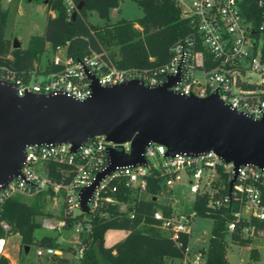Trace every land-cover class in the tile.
I'll return each instance as SVG.
<instances>
[{
	"label": "built area",
	"instance_id": "built-area-1",
	"mask_svg": "<svg viewBox=\"0 0 264 264\" xmlns=\"http://www.w3.org/2000/svg\"><path fill=\"white\" fill-rule=\"evenodd\" d=\"M169 1L179 10L180 18L187 22L189 31L169 49V59L163 66L150 69L119 68L116 64L119 60L116 51L103 48L100 52L92 51L76 61L66 55L65 47H58L47 63H34L31 69L20 74L0 66V83L14 86L18 97L27 94L62 95L82 102L92 95V82L88 77H94L98 85L104 88L132 81L156 88L170 77H179V81L171 88L172 91L198 98L217 94L231 110L253 120L262 119L264 0ZM247 1H253L259 10L260 23L257 28L243 15V6ZM64 3L67 14L70 15L73 4L70 0H64ZM0 12H3L1 5ZM134 28L140 30L138 26ZM251 76H256V80ZM109 149L128 154L130 143L116 144L100 136L89 139L76 151H72L70 144L26 147L19 176L0 186V213L4 203L16 196L35 197L49 193L55 198L63 194V214L71 218L81 216L75 222L79 227L74 251L78 261L85 246L81 233L89 232L91 221L96 215L107 216L106 213L98 214L100 209L107 205H117L122 215L133 217L129 211L133 204L118 202L114 197L118 184L134 194L145 192L146 176L151 171H158L164 178L161 186L170 190L181 180V174L186 175L189 178L190 193L195 197L207 195L208 206L211 208L237 205L238 209L231 212L234 221L226 225L227 233L237 232L243 238L264 240V231L256 230L250 224L252 221H264V168L242 166L235 170L233 163H226L212 152L199 155L177 154L167 158L166 148L155 143L149 144L144 150V166L120 167L105 175L87 201L88 212H82V191L91 186L96 177L109 167ZM51 162L64 167L61 182L48 176L45 165ZM70 175V180L63 183V179ZM153 219L158 224L157 228L177 245H181L182 234H189L190 216H174L172 213L165 216L161 211H156ZM241 222L247 224L238 230L237 226ZM42 227L62 229L65 227V220L58 219L57 225L44 220ZM0 229L6 234L10 228L0 220ZM6 242V235L0 237V255H7ZM59 251L60 248L39 246L36 255L39 259L63 257ZM190 251L187 245L184 257L177 260L183 264H204L205 258L200 261L197 250L193 251V259L189 256Z\"/></svg>",
	"mask_w": 264,
	"mask_h": 264
},
{
	"label": "trees",
	"instance_id": "trees-1",
	"mask_svg": "<svg viewBox=\"0 0 264 264\" xmlns=\"http://www.w3.org/2000/svg\"><path fill=\"white\" fill-rule=\"evenodd\" d=\"M73 10L67 14L64 0H45L47 16L42 35L29 39L26 48L13 49V42L4 35L7 14L0 12V66L23 73L31 69L34 63L48 62L50 55L58 47H65L66 55L74 60H81L101 48L116 51L119 68L150 69L163 66L169 59V49L189 31L188 24L180 18L179 10L169 0H135L142 10V17L136 22L124 19L115 23L109 22L110 10L117 9L121 0H70ZM81 5V9L78 7ZM95 10L100 19L106 21L101 27H95L87 22V13ZM54 13V17L50 15ZM76 17L72 19V14ZM243 15L257 28L260 23L259 10L253 1H247L243 6ZM138 25L140 30L134 28ZM48 46V49L46 48ZM10 58H7V57ZM152 59V61L150 60ZM48 176L56 182L62 181L64 167L56 163L45 165ZM158 171H151L146 176L145 192L156 197L161 191L163 176ZM71 175L63 179L67 183ZM113 186V185H112ZM114 197L118 202L133 204L129 208L132 218L122 215L117 205H107L91 221L90 230L82 235L85 245L82 257L70 263L68 257H55L57 264H166L167 261L182 259L188 244V234L181 235V245H177L169 236L157 228L153 219L156 211L165 216L171 214V208L157 204L152 199L140 200L134 193L118 184ZM227 193V187L225 189ZM37 195L34 203H28L21 196L8 199L0 213V220L9 226L5 234L0 229V237L18 235L20 244L24 247L31 244L58 248L56 237L44 235L39 239L34 237V231L40 227L35 218L42 215V206ZM207 195L196 196L193 202L195 216L213 221L208 240L204 264H229L226 256L225 237L226 225L234 221L231 214L237 210V205L230 204L227 208H211L208 206ZM59 219L65 220L64 229H70L81 216L69 217L62 214ZM247 223L238 224V230ZM256 230L264 231V221L250 222ZM108 230L127 231L126 236L115 241L111 246H105L104 235ZM232 242L249 245L250 238H243L237 232L230 234ZM247 264H255L259 260L256 248L249 251ZM0 264H10L7 257L0 255Z\"/></svg>",
	"mask_w": 264,
	"mask_h": 264
},
{
	"label": "water",
	"instance_id": "water-1",
	"mask_svg": "<svg viewBox=\"0 0 264 264\" xmlns=\"http://www.w3.org/2000/svg\"><path fill=\"white\" fill-rule=\"evenodd\" d=\"M12 48H21L20 42L14 40ZM88 78L92 95L82 102L62 95L18 97L14 86L0 83V186L19 176L26 147L70 144L76 151L100 136L116 144L130 143V152L108 150L109 167L82 191L84 213L99 181L117 168L144 166L143 153L151 143L164 146L167 158L212 152L233 163L235 170L264 168V117L253 120L231 110L217 94L180 95L171 90L179 77L156 88L137 81L104 88Z\"/></svg>",
	"mask_w": 264,
	"mask_h": 264
},
{
	"label": "rangeland",
	"instance_id": "rangeland-1",
	"mask_svg": "<svg viewBox=\"0 0 264 264\" xmlns=\"http://www.w3.org/2000/svg\"><path fill=\"white\" fill-rule=\"evenodd\" d=\"M8 1V2H7ZM45 0H1V9L7 14L5 26V38L14 41L18 40L22 48H26L29 39L35 35H42L47 11ZM141 8L136 4L135 0H121L117 9L110 10L109 22L115 23L124 19L136 22L142 17ZM87 22L95 27L103 26L106 21L99 18L95 10L87 13ZM44 63V60L43 62ZM256 80V76H251ZM39 79H42L39 77ZM189 178L181 174V180L177 181L172 189L165 186L161 187L160 193L154 197L156 203L171 208L174 216L185 215L190 216V229L188 234V246L191 249L189 256L193 259V251L197 250L200 261L206 256L208 240L210 237L213 221L208 218L197 217L193 211L194 195L189 191ZM135 197L140 200L149 201L152 199L146 192L135 193ZM36 197V196H35ZM35 197H22L28 203H34ZM64 197L63 194L53 198L49 193H43L38 199V204L42 206V215L35 218L40 227L34 231V237L39 239L44 235L57 238V242L63 256L69 258L70 263L76 262L74 256L75 237L78 235V224L74 223L70 229L58 228L56 230L45 229L42 227L44 220L57 225V220L62 214ZM81 231V228H80ZM127 231L108 230L104 235L105 246H111L115 241L122 239ZM83 235V233H81ZM79 234V236L81 235ZM6 256L10 264H56V258L39 259L36 251L39 248L36 244L28 246V250L20 244V238L16 234L6 235ZM81 241V238H80ZM226 256L229 264H247L249 260V251L256 248L259 253V260L255 264H264V240L252 239L249 245H241L230 240V234L225 237ZM85 247V246H84ZM166 264H183L182 261H167Z\"/></svg>",
	"mask_w": 264,
	"mask_h": 264
},
{
	"label": "crops",
	"instance_id": "crops-1",
	"mask_svg": "<svg viewBox=\"0 0 264 264\" xmlns=\"http://www.w3.org/2000/svg\"><path fill=\"white\" fill-rule=\"evenodd\" d=\"M50 15H51L52 17H54V13L50 12ZM134 26H138V25L135 24ZM138 27H139V26H138ZM20 45H21V44H20ZM21 48H22V47H21ZM152 200H153V199H152ZM155 201H156V198H155ZM126 234H127V233H126ZM126 234H125V236H126ZM125 236H124V237H125ZM124 237H123V238H124ZM123 238H122V239H123ZM120 240H121V239H120ZM117 241H118V240H117ZM25 248H26V247H25ZM28 249H29V248H28ZM66 257H67V256H66Z\"/></svg>",
	"mask_w": 264,
	"mask_h": 264
}]
</instances>
